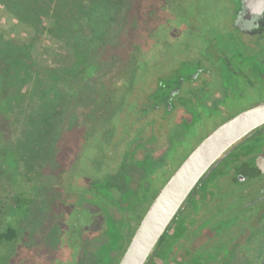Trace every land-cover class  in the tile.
<instances>
[{
	"label": "flooded vegetation",
	"instance_id": "af4514ba",
	"mask_svg": "<svg viewBox=\"0 0 264 264\" xmlns=\"http://www.w3.org/2000/svg\"><path fill=\"white\" fill-rule=\"evenodd\" d=\"M125 14L93 103L76 109L43 173L35 245L44 251L32 250L47 261L21 264L68 263L69 248L73 264H120L191 154L264 103L231 115L246 97L264 93V0H132ZM217 115L227 118L217 124ZM193 192L148 264H264V127ZM47 194L56 199L45 215Z\"/></svg>",
	"mask_w": 264,
	"mask_h": 264
},
{
	"label": "trees",
	"instance_id": "16d2710c",
	"mask_svg": "<svg viewBox=\"0 0 264 264\" xmlns=\"http://www.w3.org/2000/svg\"><path fill=\"white\" fill-rule=\"evenodd\" d=\"M132 0H0V8L26 31L7 37L0 24V161L47 168L54 150L72 128L78 107L93 103V90L116 54L118 35ZM30 31V32H28ZM45 36L59 40L58 61L38 59L33 50ZM42 53V52H41ZM21 137L13 116L21 121ZM24 129V131H23ZM19 132V131H18ZM29 178V177H28ZM32 201L19 199L23 216ZM21 214V215H22ZM18 228L8 225L0 243L13 242ZM0 264H4L0 255Z\"/></svg>",
	"mask_w": 264,
	"mask_h": 264
},
{
	"label": "rangeland",
	"instance_id": "374dc122",
	"mask_svg": "<svg viewBox=\"0 0 264 264\" xmlns=\"http://www.w3.org/2000/svg\"><path fill=\"white\" fill-rule=\"evenodd\" d=\"M0 24L2 25L3 31L5 32L7 37L20 36V33L22 35V33L26 31L25 29H21L20 24L12 15L4 12L1 8ZM60 43L61 42L59 40L51 36H45L40 42V47L33 50V55L38 59H47L51 64H54L59 59L56 54L58 52H62V46H60ZM263 99L264 93L254 94L253 97H246L242 102L238 103L237 106L240 107L233 110L231 115L235 116L241 110H243L247 106H250L249 104L259 103L260 101H263ZM220 116L221 115H217L214 119V121H217V124L225 121L227 118H220ZM18 117H22L21 121H17L15 116H13V120L15 121L13 125H16V129L19 131L14 133V138L21 137V124L25 121L22 115ZM75 119L76 115L73 114L71 117L72 125ZM211 130L213 131V128L209 129L205 133H202L200 135V138L196 140V142H194V146H196L195 144L198 143L204 137V135L208 134ZM27 162L33 163L32 160H29ZM27 162H21L18 166L10 167L7 165H3L0 161V233L5 232L7 226L10 224L18 228L17 238L13 242L3 241L0 243V255L3 258L4 264H7L8 262L10 264H21V260H25L27 262L28 258L31 259L33 257V260L35 262L45 263L47 261V255L39 257L35 253L44 251L43 244L36 246L35 243L36 240L41 239L40 236L37 238V235L38 230H40L39 226L44 222V217L41 218L42 213L41 211H39L40 208H38L39 200L37 198L40 195L39 192L42 188V180L44 179L43 173L45 171V168H41L38 163H35V165H33V170L35 171L34 173H31L27 171V165H29L27 164ZM48 195L49 194L44 196L43 202L41 204L42 210L45 215H47L46 211L50 206V203L55 202L56 199L55 195V198L53 197V195H49V197ZM19 199L32 201L31 205L27 207L28 214L26 213L24 216L22 212H18L17 209V201ZM83 217H85L86 222L92 225L96 220L95 214L91 211H87L86 214H83ZM45 221L46 223L49 222L47 216L45 217ZM32 249L36 251L34 252ZM69 251V262L63 263L62 260H60L58 264H73L75 262L76 251L72 248H69Z\"/></svg>",
	"mask_w": 264,
	"mask_h": 264
},
{
	"label": "water",
	"instance_id": "95a60500",
	"mask_svg": "<svg viewBox=\"0 0 264 264\" xmlns=\"http://www.w3.org/2000/svg\"><path fill=\"white\" fill-rule=\"evenodd\" d=\"M264 127V103L245 111L211 134L166 185L146 214L120 264H148L171 221L194 188L244 140Z\"/></svg>",
	"mask_w": 264,
	"mask_h": 264
}]
</instances>
